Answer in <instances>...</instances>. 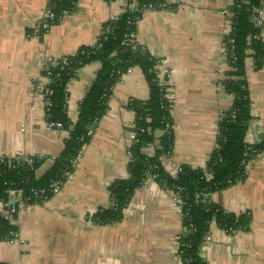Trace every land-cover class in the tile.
I'll list each match as a JSON object with an SVG mask.
<instances>
[{
  "label": "crops",
  "instance_id": "1",
  "mask_svg": "<svg viewBox=\"0 0 264 264\" xmlns=\"http://www.w3.org/2000/svg\"><path fill=\"white\" fill-rule=\"evenodd\" d=\"M49 0H0V154L42 155L35 170L41 176L64 146L68 131L47 125L43 100L34 87L45 82V58L74 54L96 43L103 24L117 17L126 0H77L49 30L35 33L34 25ZM171 7L143 13L134 40L160 59L168 70L165 96L171 103L173 148L160 162L176 175L181 165L206 169L216 144L218 121L231 97L223 87L228 63L224 34L232 0H168ZM260 36L264 41V0ZM100 68L81 67L67 84L66 111L75 122L78 106ZM252 118L245 142L264 135V66L245 63ZM149 88L142 70L131 67L112 87L105 113L83 146L61 190L45 202L23 204L16 218L17 237L0 241V262L6 264H181L178 237L182 214L173 194L147 179L135 189L118 221L91 220L110 204L109 185L128 178V132L134 112L131 99L145 100ZM155 142L144 147L152 155ZM233 214L247 213L246 230L227 233L212 222L210 240L202 246L207 264H264V152L246 167L245 177L210 196ZM1 209V206H0Z\"/></svg>",
  "mask_w": 264,
  "mask_h": 264
},
{
  "label": "trees",
  "instance_id": "2",
  "mask_svg": "<svg viewBox=\"0 0 264 264\" xmlns=\"http://www.w3.org/2000/svg\"><path fill=\"white\" fill-rule=\"evenodd\" d=\"M76 1L51 0L53 23L69 12ZM126 1L124 11L103 24L94 45L80 46L74 54L67 56L68 64L62 68L61 63L57 62L49 64L47 71H42L44 75L49 72L47 86L52 91L46 121L61 123L62 129L68 131V136L61 153L39 177L35 170L42 162H34L32 166L23 160H12L13 166L0 163V203L8 201L9 188L22 190L24 197H28L24 204H41L54 195L50 184L57 181L61 186L74 170L73 161L88 142L93 125L105 113L113 85L129 68L138 66L148 84L149 94L145 100L131 99L127 104L134 112L132 129L136 133V141L129 147V176L116 179L109 185V206L99 208L92 214L91 220L97 224L120 220L134 190L150 175H154V181L172 193H178L184 201L180 208L182 231L178 237L181 264H207L200 251L212 222L227 233L246 230L250 224L251 218L247 213L226 212L214 204L210 196L242 180L246 175L247 164L264 152V135L258 143L245 142L252 118L245 76L246 59L251 57L256 69L264 66V41L260 36L261 26L255 17L257 10L262 7V0H232L228 7L232 30L224 39L228 70L222 83L225 92L231 97V104L218 121L216 144L206 169H194L183 164L176 175L167 173L160 162L162 154L172 152L174 141L171 103L165 96L164 79L159 78L157 65L160 59L134 40L137 21L148 4L156 7L157 4H165L168 8L171 4L168 0ZM132 4H135L133 8ZM107 28L109 32L104 34ZM230 38L233 39L232 44L229 43ZM91 62H99L100 68L79 102L77 119L72 122L66 111L67 84L81 67ZM166 123L170 128L165 129ZM156 130H162L163 133L154 153L147 155L143 149L155 142ZM243 160L246 164H242ZM176 188L182 190L177 191ZM33 189H44L46 199L34 196ZM196 194L200 195L199 199L195 198ZM16 214H13V219ZM17 234V225L0 216V241H11Z\"/></svg>",
  "mask_w": 264,
  "mask_h": 264
},
{
  "label": "built area",
  "instance_id": "3",
  "mask_svg": "<svg viewBox=\"0 0 264 264\" xmlns=\"http://www.w3.org/2000/svg\"><path fill=\"white\" fill-rule=\"evenodd\" d=\"M134 5L135 4H132L131 8H133ZM52 7H53V5L51 4V0H49L48 4L46 5V7L41 12V16H40L39 21H37L36 24L33 27V30H34L35 33L39 34V33H42V32H46L54 24L53 23V21H54V12L52 10ZM155 7H156V5L148 4L146 6V8L143 10V13L148 11V10H153V9H164L167 6H165V4H157V7L156 8ZM223 13L228 16V28H227V30H226V32L224 34V39H225V37H227L229 35V33L231 32L232 26H231V22H230V19H229V16H230L229 11L227 9H224ZM261 14H262V10L260 8L255 13V17L257 16V21L256 22L259 25H260V16H261ZM107 32H109L108 28L105 30L104 34H106ZM132 35L133 34H131L130 36L132 37ZM229 43L232 44L233 43V39L230 38L229 39ZM224 47H225V45H224ZM224 53L226 54L225 48H224ZM67 56L68 55L60 56V57L54 58V59L45 58L43 66H42V71H44V70L47 71L49 64H51V63L56 64L57 62L61 63V68H62L63 66L68 64V57ZM159 65L160 64L157 65L158 66V70H159V78L165 80V78L168 76V70L164 69V68H161ZM47 74L49 75V72ZM48 75H44L42 73V76H43L45 82H43L42 84L40 82H38L35 85V87H34L35 93H39L40 96L42 97L45 116H46V112H47V110H48V108L50 106L49 95L52 93L51 89L47 86V84H48ZM46 122H47V125L50 128L62 129V124L59 123V122H49V121H46ZM132 128H133V124H132V127L130 128V130L128 132L129 144H128V149H127V154L129 156V158H130L129 147L131 146V144L133 142L136 141V133H135V131H133ZM168 128H170V125L168 123H166L165 129H168ZM79 155H80V153H79ZM78 156L73 161L74 166L76 164V159L78 158ZM43 159H44L43 156L39 155V154L38 155H34V154H15L14 156H5L3 154H0V163H7L9 166H13L11 164L12 160H23V161L26 162V164L32 166V164H34V162H42ZM53 160H54V158H53ZM242 164H246V161L243 160ZM178 171H179V169H178ZM154 177H155L154 175H150L147 179L154 181ZM62 185L60 186V182L52 181V183L50 184L51 191L54 194L58 193L61 190ZM176 189H177V191H181L182 190V188H176ZM32 191H33V195L34 196H41V197H43L44 200L46 199L45 190L44 189H33ZM172 194H173V198H174L175 203L181 208V206L184 204L183 199L178 195V193L177 194L172 193ZM7 196H8V201L3 203V204L0 203V206H1L0 216H3L5 219L9 220L10 222H14L13 221L14 219L12 218L13 214L18 211L17 208H20L24 204V201H26L28 199V197H24L22 190L19 189V188H9L7 190ZM199 196H200L199 194H196L195 198L199 199ZM231 233H235V231L232 230ZM209 240H210V235H209V233H207L205 235V237H204L202 246L204 245V243L208 242ZM201 249H202V247H201ZM200 253H201V251H200Z\"/></svg>",
  "mask_w": 264,
  "mask_h": 264
},
{
  "label": "water",
  "instance_id": "4",
  "mask_svg": "<svg viewBox=\"0 0 264 264\" xmlns=\"http://www.w3.org/2000/svg\"><path fill=\"white\" fill-rule=\"evenodd\" d=\"M95 127V125H93V128Z\"/></svg>",
  "mask_w": 264,
  "mask_h": 264
}]
</instances>
